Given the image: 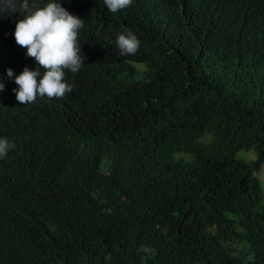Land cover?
Wrapping results in <instances>:
<instances>
[{
  "label": "trees",
  "instance_id": "obj_1",
  "mask_svg": "<svg viewBox=\"0 0 264 264\" xmlns=\"http://www.w3.org/2000/svg\"><path fill=\"white\" fill-rule=\"evenodd\" d=\"M33 2L83 19L85 63L20 104L37 64L0 12V264H264V0Z\"/></svg>",
  "mask_w": 264,
  "mask_h": 264
},
{
  "label": "clouds",
  "instance_id": "obj_2",
  "mask_svg": "<svg viewBox=\"0 0 264 264\" xmlns=\"http://www.w3.org/2000/svg\"><path fill=\"white\" fill-rule=\"evenodd\" d=\"M104 3L110 12L116 13L131 6L132 0H104ZM0 12L22 14L23 19L15 25L14 39L37 64L35 70L25 67L14 77L18 86L13 89L16 100L27 105L35 103L38 96L63 98L71 92L72 85L65 80L66 70L78 73L85 63L78 40L79 30L84 27L83 19L71 14L61 2L37 7L30 0H0ZM116 43L121 55H135L140 45L130 30L120 33ZM7 77L13 79L11 68L7 69ZM4 89L5 84L0 82V92ZM14 147L7 139H0V159Z\"/></svg>",
  "mask_w": 264,
  "mask_h": 264
},
{
  "label": "rangeland",
  "instance_id": "obj_3",
  "mask_svg": "<svg viewBox=\"0 0 264 264\" xmlns=\"http://www.w3.org/2000/svg\"><path fill=\"white\" fill-rule=\"evenodd\" d=\"M238 157L242 159H246V160H254L257 157V153L253 149L252 150H241L238 152ZM256 174L261 180L263 192H264V163L261 165L260 169L256 172Z\"/></svg>",
  "mask_w": 264,
  "mask_h": 264
}]
</instances>
